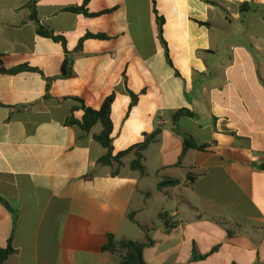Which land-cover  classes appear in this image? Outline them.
<instances>
[{
  "label": "crops",
  "instance_id": "obj_1",
  "mask_svg": "<svg viewBox=\"0 0 264 264\" xmlns=\"http://www.w3.org/2000/svg\"><path fill=\"white\" fill-rule=\"evenodd\" d=\"M0 61V264H120L110 235L149 236L148 264H264V0H0ZM112 95L114 155L161 131L143 175L67 124Z\"/></svg>",
  "mask_w": 264,
  "mask_h": 264
},
{
  "label": "trees",
  "instance_id": "obj_2",
  "mask_svg": "<svg viewBox=\"0 0 264 264\" xmlns=\"http://www.w3.org/2000/svg\"><path fill=\"white\" fill-rule=\"evenodd\" d=\"M242 11L250 9L249 3H244L241 5ZM68 12L73 13H84L85 15L89 16L88 11L86 10L85 6L83 7H72L66 9ZM32 18L38 23L36 15L33 13ZM38 33L44 37L51 38L55 41L61 42L66 49V40L63 37L55 36L52 31L48 28L42 27L38 23ZM89 37H96V38H105L104 35H87L85 38ZM83 40L80 42V46L82 45ZM1 63V61H0ZM73 60L71 58H66L63 66L60 78L68 79L74 76V72L72 69ZM32 68L28 67L27 65H22L11 70H2L3 72L15 74L24 71H31ZM53 79H48L49 84L52 82ZM132 95V105L136 104L138 101V96L135 94ZM114 95L109 96L104 101L102 107L99 110H94L92 108H85V114L83 117L82 122H77L73 117L68 118L67 124H76L82 130L86 132H90L96 125H101L102 131L94 135V139L98 142L105 150L106 154L99 159V163L104 166H109L113 169V175H118L122 167L124 166L123 159L130 155L134 154V159L130 163V168L134 171H138L141 175L145 173V152L153 144L157 137L160 134V130L157 129L151 135H146L145 140L142 143L136 144L125 151L119 152L117 155L113 153V146H112V133H113V123L111 119L112 114V104L114 103ZM186 114H191L189 111L181 110L175 114L174 120H177L181 116ZM196 145L191 139H186L184 143V151H187L190 148H195ZM179 181L169 180L164 181L159 184V188L164 186L172 185L175 186L179 184ZM130 219L134 221V217L131 216ZM143 230L146 228L140 226ZM154 244V241L147 236L146 241H135L130 239H122L116 240L113 235L109 236V241L105 246V250L110 252L111 254H117L120 256V264H148L145 262L143 253L147 247H150ZM14 252L11 244L6 249L0 250V260L4 261L9 255ZM205 256H196L195 258H204Z\"/></svg>",
  "mask_w": 264,
  "mask_h": 264
},
{
  "label": "rangeland",
  "instance_id": "obj_3",
  "mask_svg": "<svg viewBox=\"0 0 264 264\" xmlns=\"http://www.w3.org/2000/svg\"><path fill=\"white\" fill-rule=\"evenodd\" d=\"M134 228V230H136V232H138L139 233V231H138V229H136V227H133Z\"/></svg>",
  "mask_w": 264,
  "mask_h": 264
},
{
  "label": "water",
  "instance_id": "obj_4",
  "mask_svg": "<svg viewBox=\"0 0 264 264\" xmlns=\"http://www.w3.org/2000/svg\"><path fill=\"white\" fill-rule=\"evenodd\" d=\"M262 168L264 169V165L262 166Z\"/></svg>",
  "mask_w": 264,
  "mask_h": 264
}]
</instances>
